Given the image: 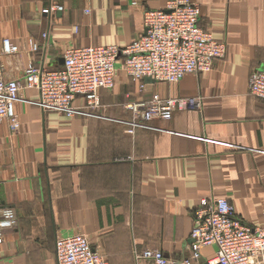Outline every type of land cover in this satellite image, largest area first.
I'll use <instances>...</instances> for the list:
<instances>
[{"label": "crops", "instance_id": "obj_1", "mask_svg": "<svg viewBox=\"0 0 264 264\" xmlns=\"http://www.w3.org/2000/svg\"><path fill=\"white\" fill-rule=\"evenodd\" d=\"M168 1L0 0L4 78L21 81L30 61L58 69L70 48L128 45L144 31L143 12ZM190 1L199 27L226 46L210 72L144 81L140 92L118 67L114 88L100 91L99 117L44 112L35 91L21 92L19 132L0 124V209H12L17 222L4 234L0 264H56V238L75 234L108 264H150L136 259L147 250L191 259L192 215L205 200L226 199L241 221L262 226L264 102L249 94V79L264 65V0ZM49 6L63 11L42 15ZM5 39L20 53L4 56ZM29 40L37 53L27 51ZM152 95L198 106L129 134L125 106ZM213 254L201 249L200 261Z\"/></svg>", "mask_w": 264, "mask_h": 264}, {"label": "built area", "instance_id": "obj_2", "mask_svg": "<svg viewBox=\"0 0 264 264\" xmlns=\"http://www.w3.org/2000/svg\"><path fill=\"white\" fill-rule=\"evenodd\" d=\"M63 8L49 6L42 15L62 12ZM200 10L190 0H169L162 10L144 11L142 35L125 46H89L70 48L63 54L60 68L49 70L30 61L23 78L6 80L0 62V124L6 123L12 134L20 130L15 114V103L25 102L21 92L37 93L33 102L44 112L63 114L66 117H99L100 91L112 90L118 67L131 79L140 83L144 92L145 79L154 82L178 83L188 75L208 73L216 61L224 58L226 46L199 27ZM47 35L42 34L45 40ZM30 54L39 50L33 40L26 43ZM19 46L5 39L2 54L20 53ZM249 94L264 102V65L249 79ZM80 99L83 106L75 105ZM195 98L162 99L152 95L148 100L125 106L132 115L131 121H122L132 134L135 129H149L155 120L169 121L175 111L196 109ZM262 226L252 227L239 219L234 207L226 199L205 200L193 212L192 258L180 262L166 259L160 251H143L137 260L150 264H264V210ZM16 214L10 208L0 209V246L6 231L16 227ZM214 248V254L200 261V250ZM56 264H108L88 238L81 234L57 237Z\"/></svg>", "mask_w": 264, "mask_h": 264}, {"label": "water", "instance_id": "obj_3", "mask_svg": "<svg viewBox=\"0 0 264 264\" xmlns=\"http://www.w3.org/2000/svg\"><path fill=\"white\" fill-rule=\"evenodd\" d=\"M60 64H63V59H61ZM145 82H154L152 79H145Z\"/></svg>", "mask_w": 264, "mask_h": 264}]
</instances>
